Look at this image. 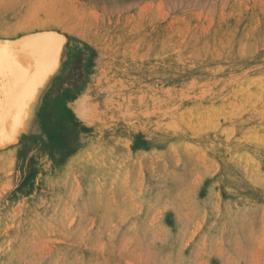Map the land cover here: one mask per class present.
I'll return each mask as SVG.
<instances>
[{"label":"rangeland","instance_id":"rangeland-1","mask_svg":"<svg viewBox=\"0 0 264 264\" xmlns=\"http://www.w3.org/2000/svg\"><path fill=\"white\" fill-rule=\"evenodd\" d=\"M0 33L82 73L4 128L0 264H264V0H0Z\"/></svg>","mask_w":264,"mask_h":264},{"label":"bare ground","instance_id":"bare-ground-1","mask_svg":"<svg viewBox=\"0 0 264 264\" xmlns=\"http://www.w3.org/2000/svg\"><path fill=\"white\" fill-rule=\"evenodd\" d=\"M54 34V33H53ZM62 35L59 37V47H58V49H57V54H56V56H55V59H54V61H53V59L51 58V55H50V53H49V51H48V49L46 48V47H44L43 46V44H41V43H39V42H41L40 41V39H37V38H35V37H33L32 38V40H29V42H27L26 43V45H28V46H30V47H33L34 48V52L32 51V53H30V54H27L26 52H21V57H22V62L20 61V60H17V64L19 65V68L18 69H16V71H17V73H18V78H17V80H18V83L23 79V77H25V75L27 76V78H24V79H26V81L28 80V84L26 83H24V89H23V84H21L20 83V85H18V87H17V89H16V91H15V93H16V95H15V97H14V104H15V102L17 101V100H19V99H23V98H26V95H27V93L29 92L28 90L29 89H31V86H30V84H29V80L30 79H39V78H42L43 76H45L44 75V72L45 71H47V70H52V72L54 71V67L56 68V67H58V65L62 62V60L64 59V58H68V57H70L71 56V54H70V50H69V48L67 47V46H64L63 44V41H62ZM57 38H58V36H57ZM48 39H50L49 37H48ZM48 39H46V40H48ZM21 44V43H20ZM19 44V45H20ZM36 45H40V46H38V47H34V46H36ZM64 47H65V49H64ZM43 48H44V50H43ZM64 50H63V49ZM62 49V54H61V52L59 51V50H61ZM31 51V50H30ZM63 51H64V55H63ZM78 51V50H77ZM42 53V54H41ZM40 54V55H39ZM44 54V55H43ZM81 52L80 53H74V55L72 56V59H71V65H70V67H69V72L66 74V76L62 79V82L60 83V84H57V85H54L53 86V88H52V90H51V92L49 93V95H47V96H49L50 97V95H51V93H56V92H58V90H61V89H63V91L64 92H66L67 91V89H70L71 87L73 88V85L81 78V76H82V73H80V70H79V68H78V66H79V58H81ZM46 55H47V59H49V62H47V63H49V64H45V65H41L42 67H39L38 66V63H39V58H41V57H43V56H45L46 57ZM34 58L35 60L33 61V62H31V58ZM30 66H32V70H28V68L27 67H30ZM62 66V65H61ZM9 68H10V65L9 64H7V61L5 62L4 61V72H6V71H9ZM48 68H50V69H48ZM20 69H22L23 71H22V73L19 71ZM52 72L51 71H49L47 74H52ZM60 73V72H59ZM25 74V75H24ZM7 78V77H6ZM73 83V84H72ZM26 85V86H25ZM28 85H29V87H28ZM16 87V86H15ZM74 89V88H73ZM14 91V90H13ZM63 92V93H64ZM62 93V92H61ZM63 93L61 94V96L63 95ZM56 95V94H55ZM10 96V95H9ZM45 97L44 98V101H43V104H45L46 102H47V100H48V97ZM66 99H70L69 97H71V96H68V97H66V96H64ZM10 98H11V96H10ZM7 100V99H6ZM10 100V99H9ZM53 101L54 102H61V99H59V97H54V99H53ZM55 103V104H56ZM13 104V105H14ZM37 103L35 102V105H33V107L34 108H37L36 105ZM42 104V105H43ZM54 105V104H53ZM53 105H52V107H53ZM60 105H62V104H60ZM57 106H58V104H57ZM51 107V106H50ZM61 106H58V108H60ZM56 108V107H55ZM30 109H31V106H30ZM54 109V108H53ZM5 110V109H4ZM60 110V109H59ZM52 111V110H51ZM48 112H49V110H48ZM55 112V111H54ZM3 114V113H2ZM30 114V113H29ZM29 114H27L26 113V119L24 120L25 121V125H27V120H28V117H29ZM49 114V113H48ZM60 114V113H59ZM10 115H11V113H10V109L9 110H7L6 112H5V114H4V117H3V121H4V123H3V127L6 129V131H7V135H8V137H12V138H15V137H17L18 135H19V133H18V131H21V130H17L16 132H15V135L14 136H10V133H11V124L9 123V118H10ZM47 115V114H46ZM53 116V115H52ZM37 117V116H36ZM47 117V116H46ZM13 120H14V116H13ZM53 121V120H52ZM61 121V120H60ZM54 126V125H53ZM61 126V125H60ZM42 132V131H41ZM6 138V137H5ZM7 140V139H6ZM6 142V141H5ZM68 142V141H67ZM67 144V143H66Z\"/></svg>","mask_w":264,"mask_h":264},{"label":"crops","instance_id":"crops-1","mask_svg":"<svg viewBox=\"0 0 264 264\" xmlns=\"http://www.w3.org/2000/svg\"><path fill=\"white\" fill-rule=\"evenodd\" d=\"M59 37H60V35L58 36V38ZM37 39H40L41 42H39V43H41V44H43L46 41V37L45 36H40ZM0 45L5 46L6 49L7 48H11V49L15 50V49L19 48V49L22 50V52H26L27 54L32 53V51L34 50L33 47L25 45V42H20V38H16V37H13V36H7V35L4 36V35H2V33H0ZM62 49L59 50V51L61 52ZM64 49H65V47H64ZM43 50H44V48H43ZM61 54H62V52H61ZM64 54L65 53L63 51V55ZM47 58H48L47 55H46V57L43 56V57L39 58L38 66L42 67L41 65L49 64V63H47V62H49V59H47ZM70 59H69V57L68 58H64L62 60V62L58 65V67H56V68L54 67V71L52 72V74L49 73L46 76H43L42 78H39V79H36V80L33 79V78L29 80V84L31 86V89L28 90L29 92L26 95V99H27L26 113L27 114L31 113L30 106H31V108H33V105H35V102L37 103L36 107L37 108H39V107L41 108L43 106L42 104H43L44 98L47 95H49V93L51 92L53 86L57 85V84H60L62 82V79L69 72V68L66 71V69H67L66 65L69 63L68 61ZM34 60L35 59L32 57L31 58V62H33ZM6 61H7V64L10 65V68H9V71L4 72V80H3V82H4L5 92H4V95L2 97H0V99H3V100L5 98L10 97V96H14L13 94L16 91L18 85H20V83L23 84V89H24V83L28 84V80L26 81V79H24V78H27V76L25 74H24L25 77H23V79L19 83H18V80H17L18 75L16 76V78H13L11 80L8 78L9 77V73L15 68V66L11 65L7 58H5V62ZM28 87H29V85H28ZM69 91L70 90H68V89H67L66 92L62 91V93L64 92L62 96H66L69 93ZM30 92L32 93L31 95H29ZM47 97H49V96H47ZM25 128H26L25 121H23L22 127H20L18 130H23Z\"/></svg>","mask_w":264,"mask_h":264},{"label":"snow or ice","instance_id":"snow-or-ice-1","mask_svg":"<svg viewBox=\"0 0 264 264\" xmlns=\"http://www.w3.org/2000/svg\"><path fill=\"white\" fill-rule=\"evenodd\" d=\"M40 45H36L34 47H38ZM43 46L46 47L51 55V58L55 59V56L57 54V49L59 47V38L52 37L48 40H46L43 43ZM22 50L17 48L15 50L11 48H5V46L0 45V97L4 95L5 88H4V61L5 58L8 59L9 63L11 65H14L15 68L9 73V79L16 78L18 75L16 69L19 68V65L17 64V60H20L22 62L21 57ZM22 73V69L19 70ZM32 93L30 92L29 95ZM4 101L3 99H0V113L3 111ZM26 108H27V99H19L15 102L13 106L10 107V118L9 123L11 124V133L10 136H14L15 132L22 127L23 121L26 119ZM14 116V120H13ZM3 117L0 115V143L5 142V132L3 127Z\"/></svg>","mask_w":264,"mask_h":264}]
</instances>
